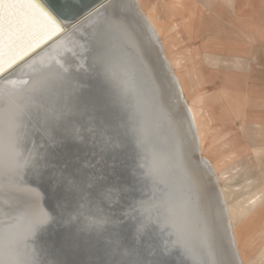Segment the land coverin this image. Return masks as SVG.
Segmentation results:
<instances>
[{
    "label": "bare ground",
    "instance_id": "obj_1",
    "mask_svg": "<svg viewBox=\"0 0 264 264\" xmlns=\"http://www.w3.org/2000/svg\"><path fill=\"white\" fill-rule=\"evenodd\" d=\"M43 1L63 21L65 33L0 78V126L6 124L10 108H22L21 131L28 135L22 136L19 147L25 155H37L47 148L40 147L44 141L31 129L42 122L45 107L75 109L84 96H102L107 105L104 138L112 141L108 149L101 156L99 138L87 132L90 123L95 126L100 120V114L93 113L97 120L79 114L72 118L82 135L57 151L70 153L89 172L108 177L107 185L123 189V199L117 196L109 205L114 211L105 209V220L112 217L111 221L84 232L88 243L70 258L95 264L114 259H140L146 264L261 260L254 256L244 262L234 231L255 208L240 215L231 206L220 180L231 167L219 170L204 156L232 141L228 134L219 138L213 126L214 106L207 102L214 96L210 92L188 100L186 87L166 56L162 26L150 18L141 0ZM115 3L122 7L114 10ZM82 203L84 207L66 205L50 181H36L29 169H22L19 178L4 173L0 235L20 233L26 210L50 216L53 209L62 212L60 224H50L30 241L36 259L52 261L55 257L44 249L68 229L86 225L85 215L96 211ZM163 205L169 213L157 214ZM141 222L146 227L141 228Z\"/></svg>",
    "mask_w": 264,
    "mask_h": 264
},
{
    "label": "snow or ice",
    "instance_id": "obj_2",
    "mask_svg": "<svg viewBox=\"0 0 264 264\" xmlns=\"http://www.w3.org/2000/svg\"><path fill=\"white\" fill-rule=\"evenodd\" d=\"M112 7L114 10H119L122 5L115 3ZM62 31L56 16L38 0H0V72L4 71L6 63L11 66L38 47L40 43ZM101 64L103 70L107 71L108 67L104 64L103 58H101ZM138 71L142 73L143 68ZM23 107L27 108L28 104ZM106 107L102 96L90 95L80 98L75 109L45 107L42 122L31 129L34 135L38 134L44 141L40 147L47 148V151L37 155L32 153L25 155L19 147L22 136L28 135L27 131H21L23 127L21 121L25 112L22 108L9 109L6 124L0 126V175L7 173L9 177L19 178L22 169H29L36 181H50L61 192L66 205L76 204L84 207L82 202H86L87 205L95 206L96 211H90L88 215L80 213L79 215H85L87 224L78 226L75 230L68 229L60 239L44 249L55 257L52 261H48L36 259L35 251L30 247V241L36 233L46 231L50 224H60L63 218L62 212L56 213L53 209V215L50 216L43 211L26 210L20 233H13L10 230L0 235V264H95V262L70 257L78 254L88 243L84 240V232L97 231L104 223L111 221L112 217H107V221L105 220L107 215L105 209L114 211L109 208V205L113 204L117 196L123 199V189L115 184L107 185L105 180H109L108 177L102 178L94 171L89 172L78 164L70 153L57 151V149L66 145L69 140L82 135L72 123L75 115H89L92 120H97V117L92 114L99 113L100 120L95 126L90 123L87 132L99 138V154L102 156L112 144L111 138L105 139L103 132ZM87 139L88 137L85 136L84 140L87 141ZM93 146L96 147L95 139ZM161 210L164 214H168L170 208L163 205L162 208L156 209L157 214H160ZM89 216L91 219L88 218ZM68 223L71 224L72 220L69 219ZM140 226L146 227L142 222ZM113 243L116 244V241L114 240ZM117 247H119L118 244ZM101 264H146V262L140 259H114ZM153 264H164V262L154 261ZM217 264H232V261L222 260Z\"/></svg>",
    "mask_w": 264,
    "mask_h": 264
},
{
    "label": "rangeland",
    "instance_id": "obj_3",
    "mask_svg": "<svg viewBox=\"0 0 264 264\" xmlns=\"http://www.w3.org/2000/svg\"><path fill=\"white\" fill-rule=\"evenodd\" d=\"M205 1L210 2L211 0ZM141 2L150 18L162 26L166 56L172 62L186 87L188 100L193 99L196 95L212 92L214 97L207 103L210 102L214 106L213 126L220 132L219 134L216 132V134L219 138L223 134H228L227 120L229 117L217 115V112H225L227 107L241 104L242 99L235 100L232 98V93L233 90H236L235 93L241 96L243 80L240 77L227 78L226 74L222 76L214 71L211 72L209 68L211 32L213 29L214 31L218 30L215 17L193 0H141ZM234 2L232 0L226 4L232 12L234 11ZM213 26L215 28L212 29ZM222 41L225 40L222 39ZM260 45L258 54L261 66L257 67L256 71H261L260 77L264 80V36H262ZM217 53L216 68L223 71L243 73L244 70H249L252 67L249 58L242 60L226 52ZM216 80L219 82L218 84L213 83ZM222 89L232 91L229 93ZM259 96L257 92H252V106L259 104ZM236 102L239 104H235ZM261 103L264 105V99ZM219 138L216 140L218 141ZM243 141L241 136L233 137L229 147L207 152L204 156L209 157L212 162L214 161V165L219 170L231 167L220 174L222 186L231 206L240 215L247 214L255 208L236 224L234 231L244 262L247 263L254 256H260L262 261L255 259L252 264H264V183L262 182L260 189L249 190L250 181L246 179L251 172H257L259 169L263 171L264 165L259 167L255 163H249L250 149ZM256 145H264V138L257 137ZM261 159L264 160V156Z\"/></svg>",
    "mask_w": 264,
    "mask_h": 264
},
{
    "label": "crops",
    "instance_id": "obj_4",
    "mask_svg": "<svg viewBox=\"0 0 264 264\" xmlns=\"http://www.w3.org/2000/svg\"><path fill=\"white\" fill-rule=\"evenodd\" d=\"M193 1L210 11L217 21L216 29L218 30L214 31L213 26L211 32L208 62L211 72L214 71L222 76L226 74L227 78L240 77L243 80L241 96L235 93L236 90L232 93V98L235 100L242 99L241 104L227 107L225 112L218 111L217 115L229 117L227 120L228 137L241 136L250 149L249 163H255L261 167L260 165H264V160L261 159L264 156V145H256V138L259 136L264 138V105L261 103L264 99V80L260 77L261 71H256V68L261 66L258 52L262 36H264V0H234L233 12L226 5L232 0ZM217 52H226L242 60L249 58L252 67L244 70L243 73L223 71L216 68ZM213 83L218 84L219 82L216 80ZM222 90L229 91V93L232 91ZM252 92L260 95L258 105L252 106L251 104ZM262 168L263 171L259 169L257 172H251L246 178L250 181L249 190L260 189L262 182L264 183V167Z\"/></svg>",
    "mask_w": 264,
    "mask_h": 264
},
{
    "label": "water",
    "instance_id": "obj_5",
    "mask_svg": "<svg viewBox=\"0 0 264 264\" xmlns=\"http://www.w3.org/2000/svg\"><path fill=\"white\" fill-rule=\"evenodd\" d=\"M38 2L43 4L46 8H48L49 11H51L53 13L54 16H56V19L59 22L60 27L63 29V31L61 33H58L57 35L53 36L52 38L45 40L42 43H40L38 47H35L31 52H29L22 59H18L14 64H11V66H9V65L6 66L4 68V71L0 72V78H2L4 75L9 73V71H11L15 67H17L19 64H21V63L25 62L26 60H28L29 58H31L36 52H38L39 50L44 48L48 43L52 42L53 40H55L56 38H58L59 36H61L62 34L65 33V24L63 23V21L47 6V4L43 0H38Z\"/></svg>",
    "mask_w": 264,
    "mask_h": 264
}]
</instances>
